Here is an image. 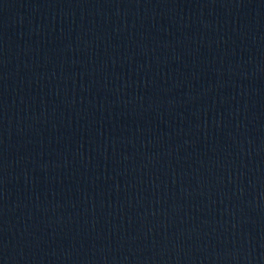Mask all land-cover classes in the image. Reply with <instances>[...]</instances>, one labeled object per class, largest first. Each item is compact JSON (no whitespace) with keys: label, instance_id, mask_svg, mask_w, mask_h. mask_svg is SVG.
<instances>
[{"label":"water","instance_id":"1","mask_svg":"<svg viewBox=\"0 0 264 264\" xmlns=\"http://www.w3.org/2000/svg\"><path fill=\"white\" fill-rule=\"evenodd\" d=\"M0 264H264V0H0Z\"/></svg>","mask_w":264,"mask_h":264}]
</instances>
